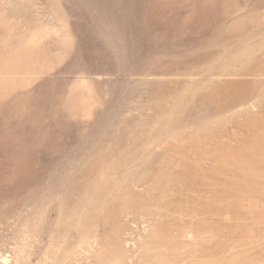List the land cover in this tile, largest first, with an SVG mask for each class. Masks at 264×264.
Returning a JSON list of instances; mask_svg holds the SVG:
<instances>
[{"label": "rangeland", "instance_id": "obj_1", "mask_svg": "<svg viewBox=\"0 0 264 264\" xmlns=\"http://www.w3.org/2000/svg\"><path fill=\"white\" fill-rule=\"evenodd\" d=\"M259 48L264 0H0L7 253L50 229L80 264L130 235L142 264H264Z\"/></svg>", "mask_w": 264, "mask_h": 264}, {"label": "bare ground", "instance_id": "obj_2", "mask_svg": "<svg viewBox=\"0 0 264 264\" xmlns=\"http://www.w3.org/2000/svg\"><path fill=\"white\" fill-rule=\"evenodd\" d=\"M260 51L264 52V49L260 50L259 48L257 52H260ZM253 53L254 51L252 52L251 50L245 53L232 52L230 59L239 60L240 56L249 57L253 55ZM224 74L225 73L223 72L217 73L212 68L202 67L197 72H194V71L189 72L188 76L190 77L189 79L192 81H198L199 78L195 76H205L204 79L200 81L202 83L206 82L207 84L210 85L211 83L217 84V82L220 81L221 76ZM230 74H233V73H230ZM259 75L264 76V71L260 72ZM146 79H151V78H146ZM159 79H162V78H159ZM260 82L262 86L259 91V96L264 98V79H260ZM248 103H250L249 100H246V101H243L241 104L245 105ZM84 211L86 210L84 209ZM73 213H74V210H73ZM40 233H41V236L38 235L35 231H32V233H30L29 235L24 236V238L22 237L20 244H18L16 247L10 250V254L7 253L5 243H0V252H1L0 264H80L81 263L83 259V253L85 252H83L81 255V252L76 250L75 254H71L69 245H68L69 241H67V238L63 240L64 243L58 246L57 244L55 245L53 243V239L57 238L58 235H55L50 229L48 231H43ZM43 238L44 239L47 238L49 242L47 244H41L43 242L42 240H44ZM82 238L83 236L75 237L76 241L74 242V245H71V246L73 247L77 245L81 246ZM125 242H126L125 244L126 249L122 253L123 256H121L120 258V263L122 264H142L143 262H141L140 260H136V255H137L138 250H137V242L134 239V237H131L130 235L129 237L126 238ZM85 249H86L85 251H88V253L86 254L89 257H92V255L90 254V251H91L90 248L89 249L85 248Z\"/></svg>", "mask_w": 264, "mask_h": 264}]
</instances>
